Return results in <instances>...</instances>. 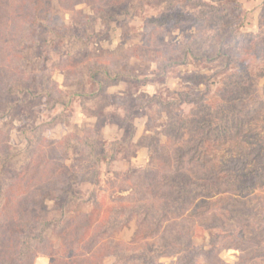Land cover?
Listing matches in <instances>:
<instances>
[{"label":"trees","instance_id":"1","mask_svg":"<svg viewBox=\"0 0 264 264\" xmlns=\"http://www.w3.org/2000/svg\"><path fill=\"white\" fill-rule=\"evenodd\" d=\"M57 1L87 29L82 37L59 16L41 11L37 0H0V120L11 115L23 94L33 95V85L34 97H44L49 110L57 104L65 108L51 123L24 131L22 150L8 144V134L0 129V264H36L40 256L48 257V264H105L93 261L94 256L112 259V264H166L164 259H173L172 264H228L222 254L230 250L239 252L234 264H264V210L246 203L264 194V5L255 33L243 31L239 0H185L197 14L169 19L186 21L184 41L169 57L160 53L153 61L163 73L194 65L197 71L181 79L205 91L193 98L175 92L171 100H157L167 125L151 139L153 165L128 176L108 169L110 178L103 182L102 168L110 166L116 153L102 151L93 128L63 137L53 156L44 148L43 135L69 120L65 112L74 99L84 103L130 81L128 68L121 72L114 54L92 59L87 78L76 70L71 73L72 81L64 86L78 91L66 94L44 60L66 46L62 69H71L76 53L88 49L95 35V22L78 7L90 8L109 27L114 0ZM167 5L173 7L170 1ZM153 21V28H146L148 39L164 25ZM28 48L41 49L38 72L33 70L37 60L23 53ZM212 65L217 68L212 75L202 74V68ZM215 79L220 82L211 95ZM87 85L96 91L84 92ZM187 104L193 107L185 114ZM220 150L231 157L216 161ZM73 151L81 159L66 173L63 167ZM77 183L92 185L85 200L72 190ZM48 196L63 199L64 208L77 201L89 209L69 216L62 212L50 220L30 218ZM133 221L135 237L120 241L118 235ZM198 238L207 243L198 245Z\"/></svg>","mask_w":264,"mask_h":264},{"label":"rangeland","instance_id":"2","mask_svg":"<svg viewBox=\"0 0 264 264\" xmlns=\"http://www.w3.org/2000/svg\"><path fill=\"white\" fill-rule=\"evenodd\" d=\"M172 2L173 7L169 8L168 3ZM194 2L199 0H192ZM209 2V0H206ZM39 8L43 12H51L59 16L63 23L73 28L77 37H82L87 29L73 20V14L62 10L57 0H37ZM242 6L240 19L243 20L244 32L259 31V21L264 0H239ZM79 10L89 15L95 22V35L88 49L79 51L71 61V69H62V55L67 47H58L54 49L50 56H46L44 66L50 69L53 80L57 82L61 90L68 94L70 91L78 88L75 86L65 87L64 83L72 81L71 73L76 70L83 77L87 78L88 63L92 59L103 60L107 56L114 54L118 57V69L125 73L128 68L131 75L130 81H121L110 86L107 91L98 97L86 100L84 103L80 99H74L65 116L69 118L66 122L55 125L44 132L43 145L48 154L53 156L59 149V141L68 134L82 133L87 128H93L97 133V143L105 154L116 153L113 161L110 159V166H103L101 179L103 182L110 178L107 171H114L128 176L131 173L141 171L146 167L152 166L150 160V144L153 137L158 136V132L167 125V116L158 105L157 100H171L175 92H184L189 98L204 93V87H196L183 83L181 79L188 72L197 71L194 65L180 67L178 69H168L164 73L159 65L153 60L158 54L170 56L171 50L183 42L186 36L184 30L186 21L175 23L169 21L171 18H178L188 14L195 15L197 10L192 5H186L185 0H155L153 3L142 2L141 0H114L110 7L112 19L109 27H106L99 18H96L90 8L82 5ZM152 20L147 24V20ZM153 20L163 21L161 29L155 30L150 39L146 36V28H153ZM44 40L43 32L40 33V41ZM23 53L29 60L36 59L33 65L34 71H39V57L41 49L28 48ZM127 64V65H126ZM65 66V65H64ZM217 70L215 65L202 68V74L212 75ZM163 74V75H162ZM219 79H215V84L211 87L213 95L218 87ZM264 87V78L260 82ZM84 92L96 91V86L87 85ZM33 95L23 94L20 103L14 108L11 115L0 120V129L8 134V144L22 150L26 141L23 135L24 131L31 130L44 123H51L52 119L65 111L61 104H57L53 109H48L44 97H34L37 95L36 85L32 86ZM192 104L183 106V111L188 114ZM159 139L164 142L163 137ZM231 156L228 151L220 150L216 153V161L224 162ZM81 157L73 151L63 170L70 173L80 161ZM74 194L85 200L88 193L92 190L89 183H77L72 186ZM257 196V197H256ZM263 196L257 193L254 197L246 200L250 208L263 209ZM63 199L55 200L48 196L42 203V209L38 212H31L30 218L36 219H56L63 212L66 216L71 215L78 210H88V206H83L77 201L63 207ZM137 230L136 222L133 221L130 226L124 229L118 239L123 242H130L135 237ZM47 234L58 243L59 239L52 236L51 230ZM208 238V234H205ZM203 241L198 238V245ZM239 252L226 251L222 254V259L228 264H234L237 261ZM93 261L105 264H112L113 260H102L95 256ZM166 264H172L173 259H164ZM37 264H48V257L40 256Z\"/></svg>","mask_w":264,"mask_h":264},{"label":"crops","instance_id":"3","mask_svg":"<svg viewBox=\"0 0 264 264\" xmlns=\"http://www.w3.org/2000/svg\"><path fill=\"white\" fill-rule=\"evenodd\" d=\"M38 260H39V259H37L36 264H37ZM48 263H49V259H48Z\"/></svg>","mask_w":264,"mask_h":264}]
</instances>
